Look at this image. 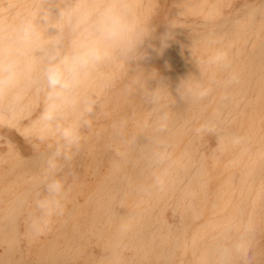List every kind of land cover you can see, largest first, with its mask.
<instances>
[{
  "label": "rangeland",
  "instance_id": "1",
  "mask_svg": "<svg viewBox=\"0 0 264 264\" xmlns=\"http://www.w3.org/2000/svg\"><path fill=\"white\" fill-rule=\"evenodd\" d=\"M262 4L0 0V214L18 197L13 249L0 215V264H52L72 235L77 264H264ZM105 11L118 40L94 27ZM84 45L101 58L54 96L48 66ZM53 178L63 189L45 214Z\"/></svg>",
  "mask_w": 264,
  "mask_h": 264
},
{
  "label": "clouds",
  "instance_id": "2",
  "mask_svg": "<svg viewBox=\"0 0 264 264\" xmlns=\"http://www.w3.org/2000/svg\"><path fill=\"white\" fill-rule=\"evenodd\" d=\"M88 17L85 16L80 23L87 22ZM94 27L99 33L100 38L106 40H118L123 30V25L120 18L111 11H105L94 21ZM25 34L28 33V29H24ZM101 58V53L95 47L87 45L82 46L81 50H78L75 55L70 58H65L62 64H50L46 70L47 83L50 89H52L53 95H59V90L67 89L70 87V83L74 82L80 72L87 69V67ZM223 55H218L216 59H223ZM47 118H51L49 114ZM66 136L70 133L66 132ZM52 168L56 167L54 162H50ZM63 189V183L59 178H53L47 185L48 195L37 202V207L44 212L48 213L51 205L58 203V197ZM36 234H42L43 227L39 226L36 221L32 224ZM242 251V249H241Z\"/></svg>",
  "mask_w": 264,
  "mask_h": 264
},
{
  "label": "bare ground",
  "instance_id": "3",
  "mask_svg": "<svg viewBox=\"0 0 264 264\" xmlns=\"http://www.w3.org/2000/svg\"><path fill=\"white\" fill-rule=\"evenodd\" d=\"M263 5V4H262ZM261 5V6H262ZM264 6V5H263ZM254 8H256V7H254ZM262 8V7H261ZM260 8V9H261ZM195 9V8H194ZM254 10V9H253ZM256 11V10H255ZM249 12V11H248ZM254 12V11H253ZM248 14V13H247ZM250 17V16H249ZM247 22V21H246ZM249 22V21H248ZM250 23V22H249ZM248 23V24H249ZM247 24V25H248ZM249 28V27H248ZM247 28V29H248ZM213 33V32H212ZM243 34V33H242ZM214 35V34H213ZM216 36V35H215ZM214 36V37H215ZM217 37V36H216ZM215 37V38H216ZM245 37V36H244ZM240 39H241V37H240ZM247 39V38H246ZM219 40V39H218ZM220 40H222V39H220ZM225 40V39H224ZM224 40H222V42L224 41ZM247 41V40H246ZM248 41H249V39H248ZM263 41V40H262ZM230 42H231V40H230ZM229 42V43H230ZM233 42H234V40H233ZM247 43V42H246ZM261 43V42H260ZM224 44V43H223ZM228 44V43H227ZM233 45V44H232ZM259 45H261V44H259ZM227 48H229V47H227ZM258 48H259V46H258ZM232 49V48H231ZM241 50H243V48H241ZM257 50H259V49H257ZM235 51H237V50H235ZM256 51V50H255ZM244 52V51H243ZM241 53V52H240ZM254 56H256V55H254V53H253V58H256V57H254ZM251 57H252V55H251ZM259 57V56H258ZM260 58V57H259ZM249 59V58H248ZM261 59V58H260ZM259 59V60H260ZM251 60V59H250ZM249 61V60H248ZM87 74H88V68H87ZM87 76H89V74L87 75ZM86 78H88V77H86ZM91 78V77H90ZM89 78V79H90ZM93 78V77H92ZM88 79H86V81H87ZM90 82H91V79H90ZM89 86V85H88ZM73 88V87H72ZM185 95V94H184ZM52 100V99H51ZM53 100H56V99H53ZM53 100H52V102H53ZM60 103V102H59ZM58 105V104H57ZM64 105V104H63ZM224 106V105H223ZM146 107V106H145ZM156 107V106H155ZM217 107V106H216ZM219 108V107H218ZM148 109V108H147ZM155 109H157V108H155ZM159 109V108H158ZM153 111H154V109H152ZM152 110H150L151 111V113L153 112ZM166 110V109H165ZM165 110H163V112L162 113H164V111ZM251 110V109H250ZM168 112V111H167ZM144 113H146V112H144ZM147 113H148V111H147ZM154 113V112H153ZM152 113V115L150 116L149 114H148V116H150L151 118L154 116V114ZM161 113V114H162ZM169 113V112H168ZM172 113V112H171ZM173 113H174V111H173ZM159 114V113H158ZM158 115V116H162V115ZM145 115V114H144ZM175 116H177L176 114H174ZM180 115V114H179ZM178 115V116H179ZM173 116V115H172ZM146 117V116H145ZM156 117H157V114H156ZM155 116L152 118V119H154V118H156ZM160 117H159V119H160ZM180 118H181V116H179ZM163 117H161V119H162ZM172 118H174V117H172ZM176 118V117H175ZM179 118V119H180ZM183 118V117H182ZM146 119V118H145ZM159 119H158V121H159ZM166 119H168V118H166ZM165 119V120H166ZM170 119V118H169ZM178 119V118H177ZM183 120H184V118H183ZM153 121H155V124H156V120H153ZM149 122V121H148ZM151 122V121H150ZM159 122H161V121H159ZM163 122H164V119H163ZM165 122H168V120L167 121H165ZM173 122V121H172ZM183 122H185L186 123V120L185 121H183ZM182 122V123H183ZM158 123V122H157ZM188 123H189V121H188ZM146 124V123H145ZM165 124V123H164ZM170 124V123H169ZM175 124V123H174ZM158 125V124H157ZM185 125V124H184ZM146 126V125H145ZM220 126V125H219ZM182 127V126H181ZM183 127H185V126H183ZM154 128V127H153ZM177 128V127H176ZM187 128V127H186ZM226 128V127H225ZM142 129H143V126H142ZM173 129V128H172ZM171 129V130H172ZM170 130V131H171ZM174 130V129H173ZM146 131V130H145ZM161 131V130H160ZM169 131V132H170ZM177 131V130H176ZM141 132V131H140ZM157 132V131H156ZM168 132V131H167ZM117 133V132H116ZM141 133H143V132H141ZM150 133V132H149ZM177 133V132H176ZM145 134H147V133H145ZM145 134H144V136H145ZM152 134V133H151ZM156 134V133H155ZM163 134V133H162ZM181 133H179V135H180ZM114 135H115V131H114ZM137 135V134H136ZM139 138H141V134L139 133ZM148 135V134H147ZM158 135V134H157ZM165 135V134H164ZM182 135V134H181ZM143 136V135H142ZM152 135H150V137H151ZM154 136V135H153ZM150 137H148V139H150ZM185 137V136H184ZM137 139V138H136ZM152 139V138H151ZM151 139H150V142L149 143H151ZM153 139H155V138H153ZM152 139V140H153ZM185 139H187L186 137H185ZM196 139V138H195ZM200 139H198V141H199ZM112 141H115V140H112ZM137 141V140H136ZM141 141H142V139H141ZM158 141V140H157ZM177 141V140H176ZM185 141V140H184ZM201 141V140H200ZM138 142H139V140H138ZM144 142V141H143ZM156 142V141H155ZM160 142V141H159ZM158 142V143H159ZM187 142V141H186ZM185 142V143H186ZM192 141L190 140V143H191ZM132 143V142H131ZM144 143H146V142H144ZM162 143V142H161ZM173 143V142H172ZM188 143V142H187ZM193 143V142H192ZM111 144V143H110ZM114 144V143H113ZM134 144H135V142H134ZM133 144V145H134ZM141 144H142V142H141ZM151 144H153V143H151ZM180 144V143H179ZM160 145V144H159ZM177 145V144H176ZM182 145V144H181ZM188 145V144H187ZM187 145H184V146H187ZM206 145V144H205ZM136 146V145H135ZM134 146V147H135ZM139 147L138 148H140V145H138ZM146 146V145H145ZM162 146V145H161ZM130 147V146H129ZM132 147V146H131ZM143 147V146H142ZM151 147V146H150ZM167 147V146H166ZM204 147V146H203ZM154 148V147H153ZM156 148V147H155ZM162 148V147H161ZM172 148V147H171ZM184 149H185V147H183ZM187 148V147H186ZM206 148V147H205ZM131 149V148H130ZM135 149H137V148H135ZM167 149V151H168V147L167 148H165V150ZM175 149V148H174ZM178 149V148H177ZM137 150H139V149H137ZM144 151L146 150V149H143ZM148 150V149H147ZM150 150H151V148H150ZM156 150V149H155ZM173 150V149H172ZM186 150V149H185ZM75 151V150H74ZM157 151V150H156ZM178 151V150H177ZM197 151V150H196ZM139 152V151H138ZM154 152V151H153ZM163 151H161V153H162ZM264 152V151H263ZM73 154V153H72ZM142 154H144V152H142ZM169 154H170V152H169ZM178 154V153H177ZM184 154V153H183ZM137 155H139L138 153H137ZM136 155V156H137ZM158 155V154H157ZM167 155V154H166ZM189 155V154H188ZM100 156V155H99ZM141 156V155H140ZM152 156V158H153V154L151 155ZM150 156V157H151ZM160 156V155H159ZM170 156V160H171V155H168V157ZM187 155H186V153H185V157H186ZM148 157V156H147ZM149 157V158H150ZM173 157V156H172ZM180 157V156H179ZM142 158H144V157H142ZM146 158V157H145ZM152 158L151 159H149V161L151 160V163H150V165L152 164ZM175 158H177V157H175ZM182 158V157H181ZM184 158V157H183ZM197 158V157H196ZM160 159V158H159ZM168 159V158H167ZM173 159V158H172ZM185 159V158H184ZM199 159V158H198ZM201 159V158H200ZM146 160V159H145ZM176 160V159H175ZM178 160V159H177ZM136 161V160H135ZM168 161V160H167ZM183 161V160H182ZM264 161V160H263ZM262 161V162H263ZM137 162V161H136ZM189 162V161H188ZM200 162V161H199ZM35 163H43L41 160H37V161H35ZM146 163H148V162H146ZM153 163H154V161H153ZM183 163V162H182ZM187 163V162H186ZM138 164V163H137ZM170 164V163H169ZM192 164V163H191ZM190 164V165H191ZM263 164V163H262ZM12 165V164H11ZM171 165V164H170ZM193 165V164H192ZM192 165H191V168H192ZM153 166V165H152ZM180 166V165H179ZM261 166V165H260ZM156 167V166H155ZM159 167V166H158ZM188 167V166H187ZM149 168H150V166H149ZM175 168V167H174ZM146 169V168H145ZM261 169V168H260ZM164 170V169H163ZM183 170V169H182ZM191 170V169H190ZM263 170V169H262ZM146 171H148V170H146ZM163 172V171H162ZM161 172V173H162ZM137 173V172H136ZM148 173V172H147ZM184 173V172H183ZM187 173H188V171H187ZM257 173V172H256ZM140 174V173H139ZM179 174V173H178ZM259 174H261L260 172H259ZM184 176V175H183ZM254 176H256L257 178L259 177V176H257V175H254ZM45 177V176H44ZM162 177V176H161ZM186 177V176H185ZM261 177V176H260ZM155 178V177H154ZM163 178V177H162ZM180 178H182L181 177V175H180ZM179 177H178V179H180ZM97 179V178H96ZM156 179V178H155ZM171 179V178H170ZM175 179V178H174ZM177 178H176V180H178ZM184 180V179H183ZM190 180V179H189ZM179 182H181V181H179ZM158 184V183H157ZM160 185H161V183H159ZM182 184V183H181ZM177 185V184H176ZM251 186V185H250ZM249 186V187H250ZM161 187V186H160ZM187 187V186H186ZM141 190V189H140ZM139 192V191H138ZM17 199H18V197H15L14 199H13V201L11 202L10 201V203H9V205H6V206H4V212H2L0 215H1V217H4V218H7L8 219V221L6 222V224H5V226L2 228V230L1 231H6V232H8L9 234H10V237H9V240H8V247L10 248V249H13L14 247H15V244L17 243V230L15 229V219H16V214L14 213V210H15V205L17 204ZM159 200H160V198H159ZM16 201V202H15ZM247 201H248V199H247ZM19 203V202H18ZM20 204V203H19ZM132 209H135V208H132ZM21 210H23V209H21L20 208V211ZM19 211V210H18ZM21 214V213H20ZM19 214V215H20ZM44 217V216H43ZM186 219V218H185ZM95 223V222H94ZM89 225V224H88ZM87 227V226H86ZM31 229L32 228H30V230L29 231H31ZM77 230H76V232L75 233H79V235L78 236H81V234H83V233H90V231H89V229H86V230H84V229H80V227H79V225H78V228H76ZM2 234V233H1ZM75 235H72V236H68L67 238H65V240H64V243L62 244V246H60L59 248H56V249H54V251H52V253H50V259H51V262H53L52 264H56L57 262H60L61 264H67V263H69V264H77L78 263V261H77V258L79 257V255L84 251V248L86 247V245L84 244V241H83V235H82V237H81V239L80 238H78L77 240H76V236L74 237ZM10 254H11V252H10ZM53 254V255H52ZM41 255V254H40ZM48 257V256H47ZM49 260V259H48ZM50 261V260H49ZM21 263V259L19 260V261H17L16 263H12V261H11V259L9 258V257H6L5 259H4V264H20Z\"/></svg>",
  "mask_w": 264,
  "mask_h": 264
}]
</instances>
